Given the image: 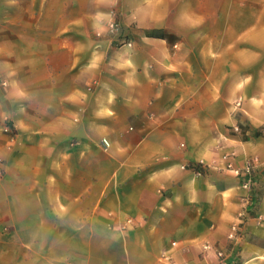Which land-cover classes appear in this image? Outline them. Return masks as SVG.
<instances>
[{
	"label": "crops",
	"instance_id": "1",
	"mask_svg": "<svg viewBox=\"0 0 264 264\" xmlns=\"http://www.w3.org/2000/svg\"><path fill=\"white\" fill-rule=\"evenodd\" d=\"M240 19L226 45L224 0H0V264H264V15Z\"/></svg>",
	"mask_w": 264,
	"mask_h": 264
},
{
	"label": "rangeland",
	"instance_id": "2",
	"mask_svg": "<svg viewBox=\"0 0 264 264\" xmlns=\"http://www.w3.org/2000/svg\"><path fill=\"white\" fill-rule=\"evenodd\" d=\"M264 0H224V15H225V44L232 45L235 41L234 37L239 32L244 29V23L240 18L243 16L249 15H264V9L262 6ZM150 33V32H148ZM152 33V32H151ZM156 35H163L162 32H153ZM238 127V131H235L234 128L230 130V133L238 136L240 139H246V131L247 127L236 126ZM99 233V232H98ZM90 252H93L94 258H104V246H100V244L94 245V247L90 248ZM84 253V249L82 248V254Z\"/></svg>",
	"mask_w": 264,
	"mask_h": 264
},
{
	"label": "built area",
	"instance_id": "3",
	"mask_svg": "<svg viewBox=\"0 0 264 264\" xmlns=\"http://www.w3.org/2000/svg\"><path fill=\"white\" fill-rule=\"evenodd\" d=\"M109 28L112 30V31H116L118 29V26L116 23H111L109 25ZM235 131H238V127H235L234 128ZM254 161L255 160H252V161H248L243 169H234V173L236 176L238 177H244L243 178V181H242V186L249 192L250 189H251V173H252V168H253V165H254ZM228 166L230 167V164H228ZM240 224L238 225H234L228 236H227V239L228 241L231 243L230 244V248L235 245L234 243L237 242V240H239L240 236H241V233L242 231L240 230ZM175 243H172V246H174ZM203 250L208 252V251H213L214 254H215V257H216V262L215 263H212V264H227V261H228V252L226 250H220V249H216L214 248L213 246L209 245V244H203L202 246ZM163 258V262L164 264H174L172 262V259H171V256L169 253H164L162 255ZM203 264H210V263H203Z\"/></svg>",
	"mask_w": 264,
	"mask_h": 264
}]
</instances>
